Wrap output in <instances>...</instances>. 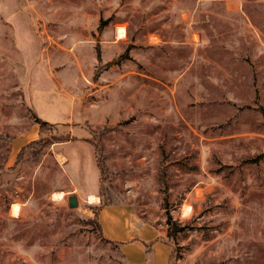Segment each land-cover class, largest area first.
<instances>
[{"label":"rangeland","instance_id":"rangeland-1","mask_svg":"<svg viewBox=\"0 0 264 264\" xmlns=\"http://www.w3.org/2000/svg\"><path fill=\"white\" fill-rule=\"evenodd\" d=\"M0 264H264V0H0Z\"/></svg>","mask_w":264,"mask_h":264},{"label":"trees","instance_id":"trees-1","mask_svg":"<svg viewBox=\"0 0 264 264\" xmlns=\"http://www.w3.org/2000/svg\"><path fill=\"white\" fill-rule=\"evenodd\" d=\"M96 51H97V50H96ZM97 56H99V53H98ZM38 123H39V122H38ZM42 123H44V122H42ZM93 146H94L95 150L98 149V146H97V145H93ZM97 169H98L99 174H100V176H99V181H101V178H102V174H103V172H104V169H103L102 165L99 164L98 161H97ZM102 207H103V205L98 206L97 209H94V218H93V220H92V223L94 224L95 227H100V226H99V223H98V215H99V212L101 211ZM167 225H168V228H169V229H172V231H173L172 234H173V235H174V233H176V231H179V230L176 229V224L172 221V218H171L170 216L167 217ZM173 235H171L170 233H168V234H167V238L170 237L171 239H173ZM163 241H164V243L167 244V242H166L165 240H163Z\"/></svg>","mask_w":264,"mask_h":264},{"label":"bare ground","instance_id":"bare-ground-1","mask_svg":"<svg viewBox=\"0 0 264 264\" xmlns=\"http://www.w3.org/2000/svg\"><path fill=\"white\" fill-rule=\"evenodd\" d=\"M125 35H126L125 34V30L122 27H117L116 28V37H117V39H120V38L124 37ZM63 196H64L63 193L55 192V193H53L51 195V199L54 200V201H58V200H61L62 198H64ZM18 208L19 207L17 205H15V204L12 205L10 207V214L12 216H16L17 213H18ZM189 211H190V208L188 206H186V205L183 206V208H182V215L183 216L184 215H187L189 213Z\"/></svg>","mask_w":264,"mask_h":264},{"label":"water","instance_id":"water-1","mask_svg":"<svg viewBox=\"0 0 264 264\" xmlns=\"http://www.w3.org/2000/svg\"><path fill=\"white\" fill-rule=\"evenodd\" d=\"M77 205V200L75 196H69L68 197V207L69 208H75Z\"/></svg>","mask_w":264,"mask_h":264},{"label":"crops","instance_id":"crops-1","mask_svg":"<svg viewBox=\"0 0 264 264\" xmlns=\"http://www.w3.org/2000/svg\"><path fill=\"white\" fill-rule=\"evenodd\" d=\"M89 196H90V198H92V199H95V198H96V196H95L94 194H91V193L89 194ZM103 207H104V206H103ZM103 207H102L101 211L99 212L98 219H99V216H100L102 210L104 209ZM101 215H102V214H101Z\"/></svg>","mask_w":264,"mask_h":264}]
</instances>
